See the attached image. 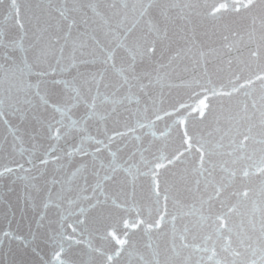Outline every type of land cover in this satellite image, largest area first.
I'll return each instance as SVG.
<instances>
[{
	"label": "water",
	"instance_id": "1",
	"mask_svg": "<svg viewBox=\"0 0 264 264\" xmlns=\"http://www.w3.org/2000/svg\"><path fill=\"white\" fill-rule=\"evenodd\" d=\"M203 3L0 0V264H170L167 234L117 255L111 221L80 209L104 199L98 181L117 203L140 199L184 82L205 66L225 80L227 58L264 37V0L218 21Z\"/></svg>",
	"mask_w": 264,
	"mask_h": 264
},
{
	"label": "snow or ice",
	"instance_id": "2",
	"mask_svg": "<svg viewBox=\"0 0 264 264\" xmlns=\"http://www.w3.org/2000/svg\"><path fill=\"white\" fill-rule=\"evenodd\" d=\"M198 7L210 21L241 11L239 0H204ZM237 46L224 45L229 52ZM226 69L227 78L217 80L205 66L165 110L171 121L161 133L165 148L147 164L150 179L140 199L130 194L117 203L102 181L93 188L104 199L80 211L99 209L101 220L111 221L105 235H117L112 252L134 247L139 233L149 241L167 234L170 264H264V37L247 53L229 56ZM112 205L116 211L105 216ZM104 255L105 264H116L111 252Z\"/></svg>",
	"mask_w": 264,
	"mask_h": 264
}]
</instances>
